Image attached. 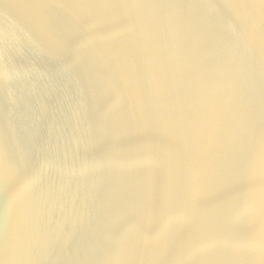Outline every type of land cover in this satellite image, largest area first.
Instances as JSON below:
<instances>
[{
  "label": "water",
  "instance_id": "95a60500",
  "mask_svg": "<svg viewBox=\"0 0 264 264\" xmlns=\"http://www.w3.org/2000/svg\"><path fill=\"white\" fill-rule=\"evenodd\" d=\"M0 264H264V0H0Z\"/></svg>",
  "mask_w": 264,
  "mask_h": 264
}]
</instances>
